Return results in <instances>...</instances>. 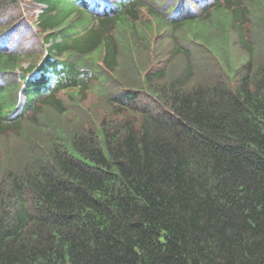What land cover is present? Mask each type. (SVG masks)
Here are the masks:
<instances>
[{
	"label": "trees",
	"instance_id": "16d2710c",
	"mask_svg": "<svg viewBox=\"0 0 264 264\" xmlns=\"http://www.w3.org/2000/svg\"><path fill=\"white\" fill-rule=\"evenodd\" d=\"M10 33L0 264H264V0H0Z\"/></svg>",
	"mask_w": 264,
	"mask_h": 264
},
{
	"label": "rangeland",
	"instance_id": "374dc122",
	"mask_svg": "<svg viewBox=\"0 0 264 264\" xmlns=\"http://www.w3.org/2000/svg\"><path fill=\"white\" fill-rule=\"evenodd\" d=\"M27 6L31 9V13L35 14L36 9L33 7L34 6L33 3L27 2ZM25 8H26V5H25ZM25 8H21L20 9V11H21V17H22L21 20L22 21L23 20L27 21V20L31 19V16H28V14H29L30 11L28 9H25ZM249 25H251V23ZM235 35L236 34H233V36H232L234 42L236 41L235 39H237ZM255 41L258 44L259 50L261 52V50H262L261 45L262 44H261L260 40L257 37H255ZM166 43H168V42H166ZM194 44L197 47V49L195 50L196 51V58H195V60H196V66H198V59H199V57H201L202 59L208 58L206 60L207 68H202V70L204 72H202L201 70H199L197 68V72H196L197 73V77L198 76L204 77L205 74H206V71H208V74L209 73H213L215 70L218 71V63H217V61H215L213 59V57H211V55H209L208 53H206V49L204 48V46L203 45H198L197 43H194ZM231 48L233 49V51H234V53H235L236 56L241 55L242 52H243L242 49L240 48V46L239 45H235V43H234V45L231 46ZM30 49L35 54L39 53V51H40V49L37 46L36 47L34 46V47L30 48Z\"/></svg>",
	"mask_w": 264,
	"mask_h": 264
}]
</instances>
